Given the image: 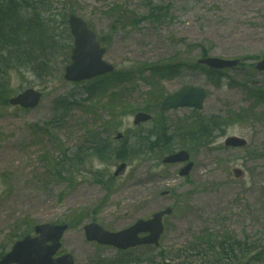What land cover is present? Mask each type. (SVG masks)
<instances>
[{"label": "rangeland", "instance_id": "374dc122", "mask_svg": "<svg viewBox=\"0 0 264 264\" xmlns=\"http://www.w3.org/2000/svg\"><path fill=\"white\" fill-rule=\"evenodd\" d=\"M25 3L37 6L40 13L51 9L44 16L54 17L51 26L57 28L56 36L61 35L63 50L45 79L12 75L14 93L29 88L44 93L37 109L0 105V254L35 226L60 223H72L62 251L73 255L76 264H244L241 253L235 261L219 262L205 243L199 245L207 232L215 244L225 236L241 242L261 240L257 244L264 247V102L256 103L252 96L264 90V74L255 69L264 56V0ZM152 6L163 10L150 17ZM69 15L85 21L97 34L107 50L105 61L116 69L113 75L81 84L64 81L74 42L68 22L63 26ZM203 50L209 57L240 60V65L213 76L196 65ZM163 65L178 66L179 71L164 77L150 70ZM91 83L97 85L96 96L84 109L72 110L61 129L46 133L43 128L52 118L53 101L69 93L85 100ZM184 86L206 90L203 110L158 114L156 125L171 129L172 152H190L195 167L189 178L179 177L182 166L163 165L162 147L127 162L124 177L111 188L93 183L88 172L113 175L118 162L93 160L92 170L79 173L73 185L57 178L54 165L59 155L80 147L88 133L101 128L117 149L123 145L115 140L117 133L129 139L152 128L133 126L137 112H155L166 96ZM156 89L159 93L154 94ZM211 121L216 131L210 144L193 142L199 124ZM229 137L243 138L248 146L226 148ZM235 168L244 173L241 180L234 178ZM164 192L169 194L162 196ZM167 208L174 214L164 218L165 233L157 249L122 253L86 240L84 227L90 223L120 232Z\"/></svg>", "mask_w": 264, "mask_h": 264}, {"label": "trees", "instance_id": "16d2710c", "mask_svg": "<svg viewBox=\"0 0 264 264\" xmlns=\"http://www.w3.org/2000/svg\"><path fill=\"white\" fill-rule=\"evenodd\" d=\"M20 2H24L26 8L31 11L29 13L27 10L24 11ZM34 6L28 5L25 0H0V105L2 107L8 106L9 99L14 95L12 74H16L24 80L26 74L42 79L46 76L47 70L51 69L53 59L63 49L61 35H55L57 28L53 29L52 22L44 18L46 10L40 13L37 6ZM162 10V7L152 6L150 17H153L157 12L161 13ZM207 54L208 52L203 50L202 56L206 57ZM150 70L163 75L178 71L171 66H154ZM96 88V84L87 88V100L96 96ZM256 98L264 100V94L259 92ZM87 100L72 93L56 99L52 109V118L44 126V131L50 134L61 129L67 123L71 111L76 108L84 109L83 105ZM245 116L247 115L245 114ZM212 124V121L205 124L200 123L191 140L206 145L207 142L204 141L210 139L208 137L214 132ZM169 130L171 129L162 126L161 123L157 125L155 123L153 129L142 134L137 133L134 137L126 139L123 145L117 149L103 135L93 131L80 147L71 152L65 151L57 158L54 165L57 178L73 184L80 172L92 169L91 162L93 160L103 164L128 162L141 159L145 153H152L161 147L166 149L164 154L171 152V142L174 137ZM90 176L93 183L104 187L111 188L115 184L113 178L103 172L98 174L91 172ZM205 237H208L206 242L216 246L212 250L217 251L221 258L236 260L237 253L241 252L246 264H264V247L257 244L261 240L250 242L251 240L248 238L241 242L224 237L225 240L215 244L213 238H210L212 237L210 233L207 232ZM124 263L128 262L122 264Z\"/></svg>", "mask_w": 264, "mask_h": 264}, {"label": "water", "instance_id": "95a60500", "mask_svg": "<svg viewBox=\"0 0 264 264\" xmlns=\"http://www.w3.org/2000/svg\"><path fill=\"white\" fill-rule=\"evenodd\" d=\"M69 24L75 38V49L72 54V64L66 69L65 79L69 82L77 83L112 73L114 68L103 61L106 50L101 49L100 44L96 40V35L88 29L82 20L75 16L70 17ZM199 64L215 70H224L236 67L239 61L210 58L199 61ZM256 68L258 71L264 72V57ZM41 97L40 93L28 90L13 98L10 104L24 109H35L39 105ZM205 98L206 93L203 89L185 87L179 93L164 101L162 111L168 112L179 108L202 110ZM150 120L151 116L139 113L135 117L134 124L139 125ZM117 138L121 139L122 135H118ZM246 145L247 142L245 140L236 137L229 138L226 141V146L228 147L243 148ZM189 158L186 152H181L167 157L164 163L179 164L187 162ZM192 168L193 164H189L180 171V176H188ZM125 170L126 165H121L115 176L118 177ZM234 174L236 178L242 176L240 170H235ZM170 214L171 210H166L156 214L153 220L149 222L140 221L134 227L120 233H110L98 225L92 224L85 228L86 237L90 242H97L100 245L111 246L120 250H128L142 245L158 246L164 233L162 219L165 215ZM67 230L68 226L66 225H42L36 227L35 232L40 236L36 239L27 238L18 242L12 252L0 261V264H74V258L71 255L54 259V256L61 248L60 241ZM142 233H149L150 235L144 239H139L138 236ZM48 243H52V245L48 246Z\"/></svg>", "mask_w": 264, "mask_h": 264}]
</instances>
